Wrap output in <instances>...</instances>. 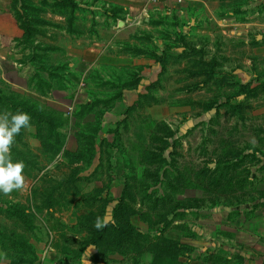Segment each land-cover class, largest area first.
Returning <instances> with one entry per match:
<instances>
[{"label":"rangeland","instance_id":"374dc122","mask_svg":"<svg viewBox=\"0 0 264 264\" xmlns=\"http://www.w3.org/2000/svg\"><path fill=\"white\" fill-rule=\"evenodd\" d=\"M1 21L0 113L31 128L0 264H242L264 238V0H0Z\"/></svg>","mask_w":264,"mask_h":264},{"label":"clouds","instance_id":"9594fccd","mask_svg":"<svg viewBox=\"0 0 264 264\" xmlns=\"http://www.w3.org/2000/svg\"><path fill=\"white\" fill-rule=\"evenodd\" d=\"M31 128V117L28 113H0V194L10 196L14 191H23L26 187L23 175V161L13 162L11 151L16 137L22 130ZM97 229L106 226L100 218L94 225Z\"/></svg>","mask_w":264,"mask_h":264},{"label":"crops","instance_id":"0c3cea01","mask_svg":"<svg viewBox=\"0 0 264 264\" xmlns=\"http://www.w3.org/2000/svg\"><path fill=\"white\" fill-rule=\"evenodd\" d=\"M204 3L208 6V3H206L205 1ZM0 24H2V21L0 22ZM0 29H2L1 25ZM2 38V35H0V39ZM1 56H3L2 53H0V57ZM252 240L253 243L256 242V246L252 245L251 247L245 249V251L249 254H246V259L243 260L242 264H264V238L259 236L258 238H253Z\"/></svg>","mask_w":264,"mask_h":264},{"label":"water","instance_id":"95a60500","mask_svg":"<svg viewBox=\"0 0 264 264\" xmlns=\"http://www.w3.org/2000/svg\"><path fill=\"white\" fill-rule=\"evenodd\" d=\"M120 25H123V21H120Z\"/></svg>","mask_w":264,"mask_h":264}]
</instances>
